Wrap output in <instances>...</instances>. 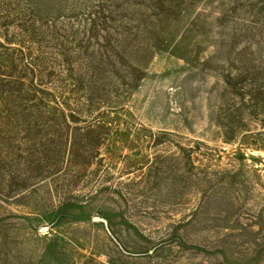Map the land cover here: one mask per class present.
<instances>
[{
	"label": "rangeland",
	"instance_id": "1",
	"mask_svg": "<svg viewBox=\"0 0 264 264\" xmlns=\"http://www.w3.org/2000/svg\"><path fill=\"white\" fill-rule=\"evenodd\" d=\"M0 264H264V0H0Z\"/></svg>",
	"mask_w": 264,
	"mask_h": 264
},
{
	"label": "water",
	"instance_id": "2",
	"mask_svg": "<svg viewBox=\"0 0 264 264\" xmlns=\"http://www.w3.org/2000/svg\"><path fill=\"white\" fill-rule=\"evenodd\" d=\"M94 221L98 222V221H99V219H98V218H94Z\"/></svg>",
	"mask_w": 264,
	"mask_h": 264
}]
</instances>
